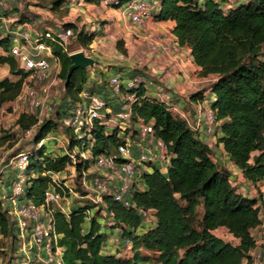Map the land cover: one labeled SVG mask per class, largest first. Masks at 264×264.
Instances as JSON below:
<instances>
[{
  "label": "trees",
  "instance_id": "obj_1",
  "mask_svg": "<svg viewBox=\"0 0 264 264\" xmlns=\"http://www.w3.org/2000/svg\"><path fill=\"white\" fill-rule=\"evenodd\" d=\"M85 1L99 4L102 0ZM132 1L119 0L115 8ZM157 2L154 20L174 21L177 44L190 48L200 68V77H214L209 88L215 97L211 104L215 121L220 123L217 144L222 145L230 162L256 189L258 196L250 197L238 191L231 171L217 166L212 149L188 123L170 111L165 101L147 94L141 74L126 80L143 78L131 89L118 76L122 83L120 94H113L108 83L110 97L106 98L109 94L88 86V68L74 70L67 79L72 65L70 54L58 38L56 41L45 39V31L41 33L42 40L52 46L60 62L58 78L62 81L64 105L57 112L56 120L45 117L39 123L35 115L24 113L16 122L23 132L37 125L24 173L28 201L37 206L44 204L51 182L48 172L61 173L68 166H75L77 172L82 170V165L72 162L59 149L47 152L48 144L40 145L50 133L71 135L63 119L74 105L83 102L82 94L97 95L115 113L120 112L123 97L132 94L135 101L131 106V127L124 129L119 122L112 127L97 119L86 142L72 139L69 149L79 145L89 148L93 157L111 156L119 145L125 144L127 137L140 140L139 122H153L154 137L166 145L169 163L165 169L150 164L151 171L140 172L139 180L128 194L133 207L127 208L112 196L104 195L101 207L79 206L71 210L69 217L57 212L56 230L62 234L59 244L64 248V264H253L250 253L256 248V240L252 230L261 225L260 213L264 212V0H244L227 9L224 5L228 0ZM65 3L66 0H37V5L48 8L59 18L69 13ZM64 28L73 30L79 46L90 49L95 40L93 34L75 23H66ZM9 29L8 23H0V47L5 52L10 46ZM117 49L126 55L122 40L117 41ZM0 63L8 64L10 74L19 77L0 80L2 107L17 98L27 74L18 69L16 59L10 54L0 56ZM203 92L192 94V98L202 100ZM17 141L9 130H1L0 154L13 149ZM132 150L136 154V149ZM22 152L14 149L6 157L10 160ZM117 161L125 162L122 158ZM88 166L89 163L85 167ZM140 209L153 214V226L144 228V214ZM87 211L91 213L89 223ZM220 229L227 230L238 242L224 241L215 233ZM113 232L122 247L125 240H131V256L104 252ZM15 233V220L10 219L0 193V251L5 249V240L9 238L15 245Z\"/></svg>",
  "mask_w": 264,
  "mask_h": 264
},
{
  "label": "built area",
  "instance_id": "obj_2",
  "mask_svg": "<svg viewBox=\"0 0 264 264\" xmlns=\"http://www.w3.org/2000/svg\"><path fill=\"white\" fill-rule=\"evenodd\" d=\"M104 4L116 7L119 0H104ZM119 9L129 16L134 25L143 26L147 20L153 18L154 12L158 11V2L157 0H133L130 4L119 7ZM7 21L6 17L0 15V23H7ZM8 31L10 46L6 54H10L16 59L18 69L26 73L27 77L17 98L7 106L0 107V132L1 127L9 131L12 129L11 124L4 123L3 117L5 115L12 116L15 122L24 113L35 115L39 123L43 118L49 117L54 111L51 88L60 82L58 78L61 67L59 59L55 57L52 46L42 40L41 34L35 35L27 25L17 26ZM44 38L51 41H56L58 38L65 45V50L70 55L75 53V51L70 52L67 48V45L75 38L71 28H63L57 33L48 30L45 32ZM177 47L178 45L172 49L177 50ZM81 51L87 55L83 49L76 50V52ZM142 81V77L136 76L127 81L125 86L131 89ZM109 85L113 94H120L122 83L118 76H113L109 80ZM82 98L83 102L74 105L63 119L64 126L70 128L71 135L50 133L40 142V145L54 142L55 148L59 149L61 154L70 157L75 164L82 165L80 172L76 171L75 166H68L61 173H47L51 182L45 193L44 204L37 206L25 199L27 177L23 171L27 168L29 155L22 152L10 159H18L20 169L15 177L16 181L13 184L12 194H2L4 202L11 201L8 212L15 220L14 249L16 256L14 264H64V248L59 244L62 234L56 230L55 214L57 212L69 217L71 210L79 206L94 204L96 205L95 208L101 207L104 195L112 196L115 202H119L127 208L133 207L128 194L133 184L139 180L140 172L146 170L142 167H150V164L156 159L160 163L158 167L163 169L169 163L166 145L154 137L153 122H139L137 128L141 136L140 140L133 141L127 137L125 144L119 145L116 153L111 156L98 155L93 157L89 148L85 149L79 145H74L69 149L72 139L86 142L84 140L90 137L95 125L94 122L97 119L108 126L117 119L122 128L131 127V106L135 101L134 95L130 94L123 97L119 113L107 108L106 102L97 95L84 92ZM214 100V95L210 94L206 98L203 94L202 103L196 109L198 119L195 126L186 121L185 116L179 112L177 106L172 104L169 98H166L165 102L169 110L178 113L194 131L202 122L203 106H206L208 108L205 115L206 131L213 133L216 121L211 104ZM204 103L206 104L204 105ZM17 126L19 127L18 124ZM36 127L37 125L33 126L25 133L27 135L33 134ZM133 148L136 149V154H133ZM155 148L158 151L157 155ZM118 158L124 159L125 162L117 161ZM88 163L89 166L86 168ZM93 171L96 172L97 176H91ZM138 186L140 189L142 188L139 184ZM92 195L93 197H91ZM72 199L76 200L73 202ZM89 199H92L94 203L90 202ZM140 211L144 214V228L153 226L155 223L153 214L142 209ZM90 214V211H87L86 221L88 223L91 220ZM148 214L152 215L154 222L152 225L147 224ZM111 217L112 214H110ZM41 218L45 219V224L39 222ZM260 219L262 223L259 228L264 237V212L260 213ZM109 225L111 226L112 223L109 222ZM123 246L131 248V240H125ZM250 254L254 259L253 264H264L260 252L256 253L254 249Z\"/></svg>",
  "mask_w": 264,
  "mask_h": 264
},
{
  "label": "crops",
  "instance_id": "obj_3",
  "mask_svg": "<svg viewBox=\"0 0 264 264\" xmlns=\"http://www.w3.org/2000/svg\"><path fill=\"white\" fill-rule=\"evenodd\" d=\"M242 1L244 0H228L224 7L227 9ZM65 7L70 9L69 13L59 18L48 8L37 5V0H0V14L7 18L11 28L27 25L37 35L48 30L57 33L66 23H75L87 33L93 34L95 40L87 50L89 53L81 46L79 49L85 50L87 55L95 60V65L88 68V86L109 94L106 98L110 97L108 83L112 76H119L125 84L128 78L142 72L147 94L163 101L169 98L185 116L186 121L196 125V109L202 100L193 99L192 94L204 91L203 94L208 98L211 94L209 86L214 77H200V68L194 62L189 47L178 46L177 50L172 49L178 45L173 34L174 21L157 22L152 18L143 26L134 25L121 9L106 6L104 0L99 4L85 0H66ZM118 40L124 42L126 55L118 51ZM5 54V50L0 47V56ZM6 77L14 80L19 78L10 74L8 64L0 63V80ZM203 111L202 122L195 130L196 134L212 149L213 160L219 168L233 166L223 152L222 145L217 144L220 123H216L213 133H208L205 118L208 108L203 106ZM215 145L218 146L217 150L213 149ZM155 153H158L156 148ZM220 153L224 154V159ZM155 165L160 166L157 159L152 162V166ZM142 169L152 170L151 167ZM234 171L231 172L234 179L242 180L243 186L250 185L253 188L238 171ZM13 175L15 178L17 174ZM252 235L256 240V253L264 255V237L260 228L253 229ZM235 240L237 243L238 240ZM122 249L119 243L108 244L104 252L119 255V250Z\"/></svg>",
  "mask_w": 264,
  "mask_h": 264
},
{
  "label": "rangeland",
  "instance_id": "obj_4",
  "mask_svg": "<svg viewBox=\"0 0 264 264\" xmlns=\"http://www.w3.org/2000/svg\"><path fill=\"white\" fill-rule=\"evenodd\" d=\"M234 1L235 0H233V2ZM35 30L38 31V29H35ZM79 47H80L79 43L77 42V40L75 38L73 40H71V42L67 45V48H69L70 52L71 51L80 50ZM85 50L87 51V49H85ZM87 53H89V52L87 51ZM138 74L142 75V72H138ZM63 95H64V91H63L62 81L60 80V82L58 84H55L51 88V99H52V102H53L54 111L48 118L53 119V120L57 119V112L62 108L61 106L64 105V104H62L63 103ZM3 121L6 124H11L12 125V129L10 130V132L13 133L15 139L18 140L16 142L15 146L13 147V149H9L8 152H5L2 155L0 154V193L1 194H12L11 192H12L13 184L16 181V179L13 178V176H14L13 174H17L18 171L20 170L19 169V160L18 159L8 160L7 157H6L8 155L7 153L12 152L14 149H17V150L19 149V150L27 153L34 146V133L31 134V135H27L25 132L21 131L20 127L17 126V124L14 121L12 116L5 115L3 117ZM118 121L119 120L115 119V121L112 122L110 125L112 127H115L116 124L118 123ZM214 129H215V127H214ZM1 130H4L3 127H1ZM47 144H48L47 147H46V151L47 152H49V150L55 148V146H56L54 142L47 143ZM217 148H218V146L215 145L213 149L217 150ZM220 156L222 157V159H224V154L223 153H220ZM228 168L231 170V172L234 171V170L238 171L232 165H228ZM228 168L227 167H223V169L229 170ZM25 171H23V172L25 173ZM93 175H96V172H94V171L91 172V176H93ZM236 175H237V173H236ZM76 180H78V179H76ZM234 182H235L234 184H236L235 185L236 188L238 189V191L240 193H242V194H244L246 196H250V197H257L258 196V192L256 191V189L252 188L250 185L243 186L242 180L235 179ZM91 197H93V195ZM25 199H28L27 186L25 188ZM75 200L76 199H72L73 202ZM89 200H90V202L94 203L92 199H89ZM10 204H11L10 200L8 202H4V208H6L8 210ZM198 210H199V213L202 212L201 208H199ZM10 219H11V215H10ZM146 219H148V221H147L148 225H152L154 223L151 214H148ZM39 222L41 224H45V219L41 218L39 220ZM215 233L220 238H222L224 241L231 242V243H235L236 242V240L233 238V236H231L228 233V231L225 230V229L217 230ZM117 243L120 244L121 242L118 240V236L115 234V232H113V233H111V236H110V239L108 241V244H115L116 245ZM4 246H5V250L4 251H0L1 264H14L16 253H15V249H14L15 245L12 242V239L9 238V239L5 240V245ZM122 248L123 249L120 251L121 254H119V256L121 255V256L129 257V256L132 255V251H130V248H126V247H122ZM103 250H105V248H103ZM144 253H146V252L144 251ZM261 258L264 259L263 253H261ZM147 264H155V263L150 262V263H147Z\"/></svg>",
  "mask_w": 264,
  "mask_h": 264
},
{
  "label": "water",
  "instance_id": "obj_5",
  "mask_svg": "<svg viewBox=\"0 0 264 264\" xmlns=\"http://www.w3.org/2000/svg\"><path fill=\"white\" fill-rule=\"evenodd\" d=\"M70 58L72 65L68 69L67 79L70 78L74 70L78 68H89L95 65V60L87 56L83 51L71 54Z\"/></svg>",
  "mask_w": 264,
  "mask_h": 264
}]
</instances>
